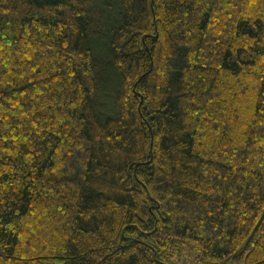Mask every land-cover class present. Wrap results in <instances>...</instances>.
<instances>
[{
  "label": "trees",
  "instance_id": "1",
  "mask_svg": "<svg viewBox=\"0 0 264 264\" xmlns=\"http://www.w3.org/2000/svg\"><path fill=\"white\" fill-rule=\"evenodd\" d=\"M264 264V0H0V264Z\"/></svg>",
  "mask_w": 264,
  "mask_h": 264
},
{
  "label": "rangeland",
  "instance_id": "2",
  "mask_svg": "<svg viewBox=\"0 0 264 264\" xmlns=\"http://www.w3.org/2000/svg\"><path fill=\"white\" fill-rule=\"evenodd\" d=\"M191 256L187 255V254H183L181 261L183 262V264H192V260L190 259Z\"/></svg>",
  "mask_w": 264,
  "mask_h": 264
}]
</instances>
